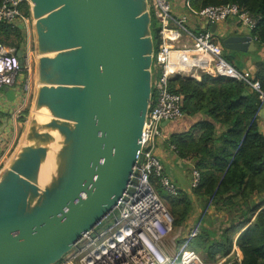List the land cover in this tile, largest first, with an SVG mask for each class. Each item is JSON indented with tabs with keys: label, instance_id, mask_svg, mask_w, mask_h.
<instances>
[{
	"label": "water",
	"instance_id": "obj_1",
	"mask_svg": "<svg viewBox=\"0 0 264 264\" xmlns=\"http://www.w3.org/2000/svg\"><path fill=\"white\" fill-rule=\"evenodd\" d=\"M27 2L36 85L22 141L0 170V264H57L112 212L135 173L152 95V16L147 0ZM233 40L252 43L226 37L223 49ZM3 90L13 101L15 89ZM43 108L45 123L32 115ZM52 132L56 170L42 183Z\"/></svg>",
	"mask_w": 264,
	"mask_h": 264
},
{
	"label": "trees",
	"instance_id": "obj_2",
	"mask_svg": "<svg viewBox=\"0 0 264 264\" xmlns=\"http://www.w3.org/2000/svg\"><path fill=\"white\" fill-rule=\"evenodd\" d=\"M189 2L195 9L237 3L259 17L252 36L258 45H264V0ZM19 8L30 17L27 0ZM151 31L156 52L162 39L160 25L153 18ZM26 35L19 23H0V42L13 48L15 54L23 52ZM203 78L204 81H197L175 75L169 81V88L181 96L183 115H202L186 130L170 134L167 140L174 146L176 158L190 161L191 170L198 172L197 185L192 186L189 179L190 184L181 188L161 160L162 173L173 183L176 194L166 190L158 176H150V182L170 212L174 228L184 226L194 207L199 206L198 232L189 245L204 255L205 261L225 257L224 264H264V132L257 123L262 105L257 93L246 89L242 82L209 75ZM255 78L264 88V62L258 64ZM30 105L18 117L23 129ZM220 213H224L221 219ZM234 246L241 254L240 260L234 257Z\"/></svg>",
	"mask_w": 264,
	"mask_h": 264
},
{
	"label": "built area",
	"instance_id": "obj_3",
	"mask_svg": "<svg viewBox=\"0 0 264 264\" xmlns=\"http://www.w3.org/2000/svg\"><path fill=\"white\" fill-rule=\"evenodd\" d=\"M22 1L2 0L0 23H19L26 30L31 18L20 10ZM147 2L152 18L160 25L162 43L154 52L152 95L135 173L110 213L114 218L112 224L99 232H95L94 228L82 236L57 264H224L225 257L207 262L190 247V239L198 232L197 223L181 237H173L177 242L172 243L175 247L173 250L167 248L164 242L174 228L173 218L156 193L150 176H158L164 188L176 194L175 186L162 173V164L154 153L159 138L164 135L162 123L175 122L183 117L181 96L169 88V81L175 75L196 78L203 72L213 78L242 82L246 89L257 93L260 105L264 106V88L253 74L234 67L225 59L222 48L215 42L209 29L194 32L186 27L187 18L192 16L208 24L234 18L252 31L259 17L237 3L195 9L189 0H184L186 11L181 15H173L169 0ZM182 37L185 41H181ZM30 55L31 48L26 44V39L20 57L13 48L0 42V89H15L18 75L24 74L23 70L30 72L27 68ZM20 88L18 104L12 113L15 119H18L23 103L27 100L28 80ZM171 148L174 149V146L171 145ZM198 180L199 174L194 170L191 185H197ZM234 250L237 251L236 246Z\"/></svg>",
	"mask_w": 264,
	"mask_h": 264
},
{
	"label": "crops",
	"instance_id": "obj_4",
	"mask_svg": "<svg viewBox=\"0 0 264 264\" xmlns=\"http://www.w3.org/2000/svg\"><path fill=\"white\" fill-rule=\"evenodd\" d=\"M169 2L171 6V13L173 15H181L186 11L183 3L184 0H170ZM185 24L186 27L194 32L203 31L205 29L210 30L211 26V24L203 22L192 16H189L187 18ZM215 24L216 28L214 32L211 30L210 31L213 33L215 42L218 43L222 48V53L224 54L223 56L225 57V59L238 69L248 70L252 72L253 76L255 77L258 64L264 62V45H258L254 40V37L252 36V31L240 25L238 20L234 18L227 19L226 21L218 22ZM231 36L251 37L252 43H249L248 41L246 42L233 40L229 42L230 47L224 50L221 44V39ZM29 39L30 35L27 34L26 44L30 46ZM181 41H185V38L182 37ZM235 45L237 47L239 45H245L246 47H244L245 49L244 51H242L238 48H234ZM204 75L207 74L200 72L199 76L195 79L197 81H202L204 79ZM21 82L22 75H18L15 85V98L13 101L7 100L4 95V90L0 89V161L2 166L5 165V161H8L11 155L14 153L19 143H17V141L19 140L20 135L23 132V127H21L20 121H18V119H15L12 114L18 104L20 96L19 91L22 85ZM199 118H202L201 114L200 117H186L183 115V119L180 118L175 122L162 124L165 140L159 141V144L156 146L154 152L155 155L161 160V162L166 165V168H169V170H171L172 168H176L174 174H172V171L170 172L173 175V178L175 180L177 179L178 184L179 186H181V188H186L187 184H190V182L188 181L189 179L191 180V178H189L188 173H186V169H183L181 167L182 161L176 158V154L171 148V144H168L167 140L170 134L186 130L189 125L199 120ZM257 123L259 129L264 132V106H261L258 112ZM182 126H184V128L180 129V127Z\"/></svg>",
	"mask_w": 264,
	"mask_h": 264
},
{
	"label": "rangeland",
	"instance_id": "obj_5",
	"mask_svg": "<svg viewBox=\"0 0 264 264\" xmlns=\"http://www.w3.org/2000/svg\"><path fill=\"white\" fill-rule=\"evenodd\" d=\"M27 25H28V28L26 29V33L30 35V39L29 40H30V48H31V55L29 56V65H28L27 68L30 69V72L29 73L28 72H24L26 75H24V74H20V75H22V82H21V84H23L25 82V80H28V83H29V90H27V91H29L28 97H27L26 102L23 103L22 110H21V111H23L29 105V103H31L30 108H29V114H28V116L26 118L28 120V117L30 115V112L32 111V108H33V100L32 99H33V96H34V90H35V85H36V80H35V76H36V74H35L36 57H35V47H34L35 42H34V32H33L32 21L29 20L28 23H27ZM26 38H27V35H26ZM25 92H26V90H25ZM31 97H32V99L30 100ZM20 114H21V112H20ZM20 114H19V116H20ZM181 119H183V117ZM27 120H26V122H28ZM183 128H184V126L180 127V129H183ZM23 131H25V130L23 129ZM23 134H24V132L21 133L20 138L17 141V143L20 142V140L22 141V137H23L22 135ZM162 139H164V135L159 138L160 141H162ZM6 161H5V163H6ZM182 163L185 164V167L183 169H186V173H188V175H189V172H190V174H191L190 177H191V181H192V173H193L194 169L191 170V167H192L191 166V162L186 160V161H182ZM3 166L0 167V170L3 168ZM171 171L174 174L175 171H176V168H172ZM194 208H195L194 209V212L192 213L191 216L188 217L187 221H185V225L184 226H181L180 228H173V230L170 232V234L166 237V241L164 243L166 244V246H167V248L169 250H173L175 248L172 245V243H177L174 240L173 237L176 235L175 238H177V237H181V234L184 235L185 234V231L188 230L193 224H195L196 221L200 218V208H199V206L197 205ZM221 214L222 213H220V216H219L220 219H221ZM223 215H224V213L222 214V216ZM113 221H114L113 216L111 214H109L107 217H105L95 227V229H94L95 232H99V231H101L103 229H106L110 224H112ZM179 239H181V238H179ZM237 251H239V250H237ZM237 251H235L234 257L237 258L238 260H240L241 259V254H240V252H237ZM203 257H205V256L203 255Z\"/></svg>",
	"mask_w": 264,
	"mask_h": 264
},
{
	"label": "bare ground",
	"instance_id": "obj_6",
	"mask_svg": "<svg viewBox=\"0 0 264 264\" xmlns=\"http://www.w3.org/2000/svg\"><path fill=\"white\" fill-rule=\"evenodd\" d=\"M32 115L38 122H42V123H45L50 119L48 111L45 108H43L42 110L37 109L33 111ZM52 134L54 135V140H53L54 142H52L53 144H51L52 150L50 151L48 158L44 161L40 172V181L42 183H45L56 170V163L58 158L57 152L60 147L58 141L60 139V136L56 132H52Z\"/></svg>",
	"mask_w": 264,
	"mask_h": 264
}]
</instances>
